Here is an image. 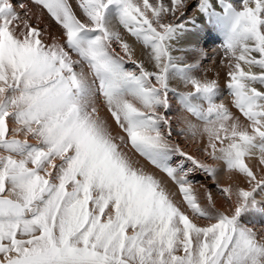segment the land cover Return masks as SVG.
<instances>
[{
  "label": "snow or ice",
  "instance_id": "6c2138e0",
  "mask_svg": "<svg viewBox=\"0 0 264 264\" xmlns=\"http://www.w3.org/2000/svg\"><path fill=\"white\" fill-rule=\"evenodd\" d=\"M30 2L62 34L49 42L28 4L0 0V264H264V230L243 219L264 216V0L196 5L222 33L244 121L218 99V79L173 54L198 51L183 43L197 27L188 0H74L82 18L70 0ZM173 100L192 117L178 135L208 162L173 143ZM220 164L244 181L217 185L227 212L211 190L202 204L190 179L216 180Z\"/></svg>",
  "mask_w": 264,
  "mask_h": 264
},
{
  "label": "rangeland",
  "instance_id": "374dc122",
  "mask_svg": "<svg viewBox=\"0 0 264 264\" xmlns=\"http://www.w3.org/2000/svg\"><path fill=\"white\" fill-rule=\"evenodd\" d=\"M196 1H198V0H188V5L189 6L186 9V12H187L186 16H187L188 20H189L188 16H190V15L192 16L195 13L196 5H197ZM18 2H19V0H18ZM22 2H24V0H22ZM70 2L73 3L74 9L76 10L77 15L81 16V18H82V14L80 13L79 9L76 7L74 0H70ZM29 7L32 9V13H33V16L31 18V22L34 25L39 23V26H40L41 29H45V28L48 29V33L45 34V39L46 40H48L50 42L52 37H59L62 34V30L60 29V27L58 25L55 24V22L52 20V18L50 17V15L47 13L46 10H40L39 8H37L35 6H29ZM17 11L20 12L21 15H23V11L24 10L20 9L19 7H17ZM36 14H38L40 17H42L43 21H42L41 18L37 17ZM181 19H183V18H181ZM204 33H205V31L203 32V34ZM205 48H207L209 50V52H206V58L202 62H200L201 70L196 75L199 78H201V79L211 80V79H213L212 78L213 73L220 72V71H227V69L222 67L221 62L223 60L224 53L222 51H220L218 49V47H212V45L209 44V42H206ZM211 50H214L215 53L210 54ZM117 51H120L118 47H117ZM181 53H183V52H181ZM183 54H185V53H183ZM198 56H199V58H197V59L186 60V61L188 63H195V62H198L200 60V58L202 56H204V55H203L202 52H200V54ZM184 57H185V55H184ZM186 59H190V57L189 58L186 57ZM224 63H227V61H224ZM126 66L127 67H133L130 64V62L128 64H126ZM224 89H221L222 94L220 95V97L218 99H220L222 101L224 100L228 104V102H230V101L232 102V97L230 95H228L227 88L225 87ZM101 108H102L101 110L103 111L102 112L103 114L102 113L101 114L103 116H105L106 118H108L110 123H112L111 122V118H110L109 114L107 113L106 109H104L102 105H101ZM233 112L237 113L238 115L241 116V114L238 112V110H236L234 107H233ZM171 116H173V111L170 112V118H171ZM180 124H181V122L175 123L172 120V127H173V137H172V139H173V143L174 144H179L180 147L184 151L188 152L190 155L195 156L197 159H200V160H202L204 162H208V158L205 157L203 152L200 150L202 147H200V145L197 142H194L193 140H191L190 138H186L185 136L178 135V133L180 131H178L179 128H177V127H179L178 125H180ZM113 131H114V133H117V134H120V135L123 134V133L119 132V129L115 127L114 123H113ZM30 142H32V141H30ZM133 155H134V159H136V160L139 159V160L144 161L146 163L145 165H147L150 169L156 171V173H153V174L156 175L157 178L159 179L158 175L160 174L159 173L160 171L158 169H155L151 164H149L146 160H144L138 154H133ZM181 160H183L185 168L192 167L190 161H187L183 157H179V156L173 157V165L175 166ZM187 162H189V163H187ZM199 172L200 173H197V170H195V171H193L190 174V179L195 180V181H199V183L194 185V189L197 190V188H200V189L202 188V189L211 190V193H212L214 199L216 198L215 202L219 201L220 198H223L225 200L224 202L226 203L227 202L226 198L222 195V193L220 192V189L217 187V185H219L216 182L217 179L213 180L207 174L201 172L200 170H199ZM161 174L165 175V173H162V172H161ZM161 177H163V176H161ZM166 178L168 179V182H172L170 180V178H168L167 176H166ZM171 184L175 185V184H173V182ZM176 188H178V187L176 186ZM198 193L199 192H197V194ZM223 199H221V200H223ZM179 200L182 201V198H180ZM256 215H258V214H256ZM245 217L243 218L244 222L247 223V224H250L251 226H252V222H253L252 220L256 221V218H255L256 216L254 217V214H249L248 216H245ZM197 223L204 224L206 222L203 221V220H200V221H197ZM255 223H257V222H255ZM260 224H261V222H260ZM263 226H264V223H263Z\"/></svg>",
  "mask_w": 264,
  "mask_h": 264
},
{
  "label": "bare ground",
  "instance_id": "6f19581e",
  "mask_svg": "<svg viewBox=\"0 0 264 264\" xmlns=\"http://www.w3.org/2000/svg\"><path fill=\"white\" fill-rule=\"evenodd\" d=\"M151 2V0H150ZM197 4H198V1H196ZM236 2H239V0H236ZM189 5H187L188 7ZM187 13V12H186ZM37 17L41 18L42 21H43V18L40 17L38 14H36ZM189 18V21L195 19L196 22H197V27H196V31L194 33H191L188 35V37L185 38V40L183 41V43L185 45H194L198 51H195V52H192V51H187V52H175L173 53L174 55H180V56H184L185 55V60H193V59H197L199 58V54L200 52L203 53L204 56H202L200 58V60L198 61L199 63L202 62L205 58H206V52H209V50L207 48H205V45H206V42H209V44L212 45V34L215 32V26H207L203 20V16L201 13H199L197 10H195V13L191 16H188ZM177 22H180V21H177ZM188 27H192L191 24L188 25ZM205 31V33L203 34V32ZM214 47V46H212ZM215 47H218L217 45H215ZM210 49V48H209ZM212 49V48H211ZM212 53H215L214 50H211L210 54ZM190 57V59H186ZM226 71H220V72H216V73H213V76L212 78L213 79H218L219 81V84H220V90L221 89H224L225 88V85H226V80H227V77L225 75ZM197 74V73H196ZM225 90V89H224ZM222 94V92H221ZM224 103H226L224 100H223ZM227 104V103H226ZM228 105L229 107L231 108L232 112H233V107H232V102H228ZM102 109V108H101ZM173 111V116H171V119L175 122V123H179L181 122L182 118L184 117H187L188 119H192V117L188 116L187 113H184L180 110V107H179V104L173 100V106L170 110V112ZM103 111L101 110V113ZM105 113V112H104ZM234 113V112H233ZM103 114V113H102ZM234 115L236 116H240L238 115L237 113H234ZM241 120L244 121V118L242 116H240ZM179 128L178 131H180V128L182 127V123L180 125H178ZM115 131V130H114ZM198 143V142H197ZM200 145V147H203V145H201L200 143H198ZM140 164L145 168L146 171L150 172V173H156V171L150 169L147 165H145L146 163L142 160H139L137 159ZM186 160V159H185ZM189 163V162H187ZM258 163V161L256 160H253L252 161V164L253 165H256ZM218 168L221 169V172L218 174L217 176V180L216 182L221 185V186H227L229 184H232L233 186H236L237 184H244V181L242 178L240 177H237L236 175H232L231 178H229V175L226 174L224 171H223V165L220 164V165H216ZM160 173V174H159ZM158 176H159V179L164 183V185L172 192L173 194V198L174 200L177 201V203H181L182 204V201H180L179 199L182 198L181 194L179 193L178 191V188H176L175 185H172L171 183L172 182H168V179L166 178V174L162 175L161 172H159ZM197 173H200L199 170H197ZM163 176V177H161ZM205 176V175H204ZM194 179V178H193ZM174 184V183H173ZM175 186V187H174ZM176 188V189H175ZM219 188V187H218ZM206 189H200V188H197V190L195 189V191L199 192L198 193V196L201 200V203H206L205 201V198H204V192H205ZM181 196V197H180ZM222 197V196H221ZM223 198H220L219 201H216V208L220 211V212H227L231 205L229 203H225L224 199L221 200ZM216 200V198H215ZM184 205H182L183 207ZM248 216V215H247ZM256 216V217H255ZM251 217V216H250ZM254 217L256 218V221L255 220H252V226H255V228H257L256 230L259 232V231H262L264 230V226H263V223H264V216H261V215H256L254 214ZM246 218V217H245ZM253 218V217H252ZM248 219V218H247ZM254 219V218H253ZM257 222V223H255ZM261 222V224H260ZM254 223V224H253ZM257 224V225H256ZM250 225V224H249ZM251 226V225H250Z\"/></svg>",
  "mask_w": 264,
  "mask_h": 264
}]
</instances>
